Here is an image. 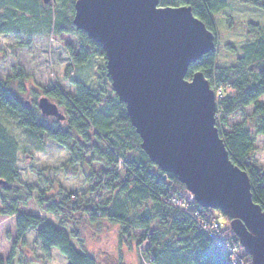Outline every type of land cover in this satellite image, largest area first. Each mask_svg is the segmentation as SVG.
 I'll use <instances>...</instances> for the list:
<instances>
[{
	"label": "trees",
	"instance_id": "trees-1",
	"mask_svg": "<svg viewBox=\"0 0 264 264\" xmlns=\"http://www.w3.org/2000/svg\"><path fill=\"white\" fill-rule=\"evenodd\" d=\"M238 1L264 11L261 0ZM74 2L0 0V34L16 35L22 23L32 20L36 24L53 23L54 35H70L77 40L76 50L68 49L69 64L64 70V79L73 92L66 94L57 85L41 93L27 90L23 69L19 68L17 73L12 69V76L0 79V112L10 115L36 143L46 140L63 149L67 161L61 169L65 173L74 168L82 172L91 164H100L102 170L99 174L84 175L85 185L96 181L84 194L58 188V201L48 202L39 186L27 188L29 193L37 194L36 204L41 210L59 218V227L45 216L20 213V201L25 205L30 194L24 197L25 191L19 190L21 176L15 166L18 145L0 117V204L4 207L0 215L13 218L15 228L10 255L6 260L0 259V264H15L18 245H27L30 230L36 231V241L47 258L51 249H57L68 264H97L94 257L83 251L77 233L67 230L65 216L89 223L106 220L116 225L118 245L131 247L133 234L141 233L140 243H148L143 254L148 264H187L185 253L194 251L200 253L196 264H238L210 237L223 238L230 246L238 247L229 227L213 228L214 223L219 225L218 216L222 214L189 202L190 195L177 178L161 172L140 149V139L106 77L101 46L84 32L76 31L72 24ZM181 5L190 7L194 17L215 35L217 47L212 13L225 9V0H159L160 7ZM248 27L249 40L240 46L242 56L234 65L216 66L215 47L213 53L189 67L185 79L189 81L195 72H202L215 92L218 133L230 161L247 173L252 200L264 212V167H259L253 158L257 137H264V104L259 101L264 97V25L249 23ZM93 57L102 59L104 65L98 69L97 86L90 89L75 79V70ZM10 82L16 83L17 93L10 89ZM25 94L30 97L29 102L22 101ZM41 97L63 110V122L41 116L37 107ZM234 120L240 122H231ZM36 177L41 187L53 188L43 171L37 172ZM104 194L108 197L103 198ZM70 237L83 252L73 246ZM239 256L245 264H251L246 253ZM114 264H124L121 253Z\"/></svg>",
	"mask_w": 264,
	"mask_h": 264
},
{
	"label": "water",
	"instance_id": "water-1",
	"mask_svg": "<svg viewBox=\"0 0 264 264\" xmlns=\"http://www.w3.org/2000/svg\"><path fill=\"white\" fill-rule=\"evenodd\" d=\"M73 10L75 30L102 48L106 77L148 160L198 206L230 220L250 263L264 264V212L218 133L215 92L202 72L185 79L215 51V35L190 7H160L159 0H75ZM37 107L44 118L65 119L46 97Z\"/></svg>",
	"mask_w": 264,
	"mask_h": 264
},
{
	"label": "rangeland",
	"instance_id": "rangeland-1",
	"mask_svg": "<svg viewBox=\"0 0 264 264\" xmlns=\"http://www.w3.org/2000/svg\"><path fill=\"white\" fill-rule=\"evenodd\" d=\"M41 1V0H40ZM264 2V0H261ZM227 7L217 13H212L215 33L218 38L215 54V64L219 67L234 65L236 60L242 56L240 46L249 40L247 34L249 23L264 25V11L256 9L250 5L242 4L238 0H225ZM45 7V6H44ZM16 35L0 34V79L6 80L12 76L13 70L23 69L27 90L42 92L52 85H57L64 93L73 92V88L64 79V70L69 64L68 49L76 50L77 40L70 35L56 36L53 33V23L50 25L36 24L32 20L22 23ZM232 47L233 49L227 48ZM104 62L99 58H92L86 65L75 70V79L84 83L90 89L97 86L98 69L102 68ZM10 89L17 93L16 83L10 82ZM22 101L29 102L28 94L21 96ZM259 101L264 104V97ZM60 113L64 114L59 107ZM249 113L251 110L248 111ZM0 117L4 120L7 128L14 137L18 145L16 168L21 176L19 190L25 191L26 197L30 194L25 205L20 201L18 211L20 213L45 216L46 220L55 227H59L57 220L51 214L45 213L37 204V194L29 193L27 188L39 186L40 190L49 199L48 202L58 201V188L66 192H76L84 194L91 186L96 184L94 180L91 185L84 184V175L91 173L99 174L102 170L100 164L85 166L83 173L77 168L71 169L67 173L61 169L67 161V155L63 149L50 141L36 143L27 131L21 129L14 119L5 111L1 110ZM231 122H240L234 120ZM224 130H227L225 128ZM255 163L259 167H264V137H257L256 150L253 155ZM43 171L45 177L52 183L53 188L41 187L37 180V172ZM27 193V194H26ZM108 195L104 194L103 198ZM0 204V210H3ZM43 218V217H42ZM67 230L75 231L78 235L79 244L83 251L94 257L97 264H114L120 253L122 259L127 264H147L143 256L145 249L140 243L141 233L133 234L131 247L118 245V227L106 220L96 223H89L86 219L77 221L65 216ZM218 223L221 229L229 227L227 219L218 216ZM36 231L30 230L26 235L27 245H18L15 253V264H68L67 260L57 249H51L47 258L41 251L40 244L35 238ZM71 238V243L80 252V247ZM15 240L14 219L0 215V259L6 260L10 255V249ZM140 243V244H139ZM148 244V243H147ZM148 248V246H147ZM238 254L244 256L245 252L238 245ZM200 253H185L187 264H196ZM246 259V258H245ZM149 264H160L149 263Z\"/></svg>",
	"mask_w": 264,
	"mask_h": 264
},
{
	"label": "built area",
	"instance_id": "built-area-1",
	"mask_svg": "<svg viewBox=\"0 0 264 264\" xmlns=\"http://www.w3.org/2000/svg\"><path fill=\"white\" fill-rule=\"evenodd\" d=\"M189 198H188V201L189 202H195L194 199H193V196L189 193ZM180 202H177V206H180L179 205ZM213 228L214 229H218L220 228V225H218L217 223H214L213 224ZM210 237L216 241L222 248L224 251H226L230 256H231V261L234 262V263H238V264H245L241 259H240V256L238 254V251H237V248L233 247V246H230L229 243L226 242V240H224L223 238H218L214 235H210ZM148 246L147 242H143L142 244V247L144 249H146Z\"/></svg>",
	"mask_w": 264,
	"mask_h": 264
},
{
	"label": "crops",
	"instance_id": "crops-1",
	"mask_svg": "<svg viewBox=\"0 0 264 264\" xmlns=\"http://www.w3.org/2000/svg\"><path fill=\"white\" fill-rule=\"evenodd\" d=\"M123 263H124V264H127V261H126L125 259H123ZM145 264H146V263H145ZM147 264H148V263H147Z\"/></svg>",
	"mask_w": 264,
	"mask_h": 264
}]
</instances>
